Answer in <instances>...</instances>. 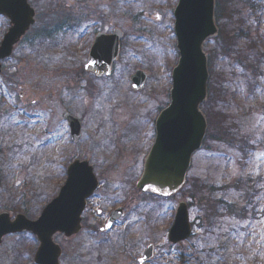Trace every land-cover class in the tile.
I'll use <instances>...</instances> for the list:
<instances>
[{"label": "rangeland", "instance_id": "obj_1", "mask_svg": "<svg viewBox=\"0 0 264 264\" xmlns=\"http://www.w3.org/2000/svg\"><path fill=\"white\" fill-rule=\"evenodd\" d=\"M28 1L35 23L1 61L0 212L36 219L57 195L66 165L87 160L100 187L82 214L83 230L70 242L56 239L63 248L61 264H138L148 244L154 255L145 264H264V60L257 62L264 53V0L237 5L248 32L237 40L238 57L217 55L214 48L222 46L217 37L204 45L211 74H224L217 108L224 104L230 117L225 124L234 120L236 140H203L186 184L170 198L140 191L135 183L154 139L155 117L169 101L171 69L178 58L172 13L177 0ZM7 28L8 21L0 17V40ZM114 28L123 32L118 56L108 76L96 77L83 69L88 50L95 34ZM243 56L256 60L261 75L253 76ZM136 68L147 74L139 90L131 89L129 80ZM64 110L80 120L76 143L61 117ZM204 115L207 128L210 120L218 122L213 114ZM195 183L205 187L210 201L221 199L233 211L220 206L221 215L204 220L195 199L189 219L202 227H193L191 237L172 245L167 232L175 208L181 200L190 201ZM248 193H254L251 201ZM118 207L124 218L101 233L106 213ZM237 209L245 218L230 213ZM21 235L3 240L0 264H33L36 242Z\"/></svg>", "mask_w": 264, "mask_h": 264}, {"label": "water", "instance_id": "obj_2", "mask_svg": "<svg viewBox=\"0 0 264 264\" xmlns=\"http://www.w3.org/2000/svg\"><path fill=\"white\" fill-rule=\"evenodd\" d=\"M213 7L214 0H178L174 10V32L179 59L171 73L169 104L155 121V138L143 160L142 174L136 183L138 189H150L158 195L176 192L185 182L192 154L202 144L206 121L199 107L206 98L208 78L202 46L216 33ZM0 15L6 17L10 25L0 42L2 60L10 56L13 47L34 24L35 11L27 0H0ZM121 36L118 29L111 35L98 33L89 50L85 70L107 75L117 57ZM145 77L142 70H135L130 77L132 88H141ZM62 116L68 121L72 138L76 141L80 131L78 120L67 112ZM97 184L87 161H73L67 168V178L58 195L42 209L36 220H29L21 214L11 219L9 212L0 213V244L2 238L10 233L31 232L39 243L34 262L59 264L61 249L53 242V237L63 233L65 238H69L81 229L80 215L85 200ZM119 215L120 209L113 211L106 227ZM190 235L187 205L180 201L167 240L176 244ZM153 252V246L149 244L138 259L139 264L151 259Z\"/></svg>", "mask_w": 264, "mask_h": 264}, {"label": "trees", "instance_id": "obj_3", "mask_svg": "<svg viewBox=\"0 0 264 264\" xmlns=\"http://www.w3.org/2000/svg\"><path fill=\"white\" fill-rule=\"evenodd\" d=\"M238 3H242V0H216L215 5V16L216 21L218 23V40L222 42V46L220 48H217L214 50L216 51V54L219 55H231L234 54L235 56H239L241 51L237 48V40L241 37L246 38L248 36V32L244 30L243 25L245 24V20L240 16V11L237 8ZM251 3V1H250ZM252 6V4H251ZM249 6L250 8H252ZM222 19V20H221ZM237 41V42H236ZM251 42V40L248 41V43ZM250 45L252 47L255 46L254 42H251ZM261 58L257 60L258 63L262 62L264 53H260ZM218 57V56H217ZM243 59L246 60L245 63L248 68L251 69L252 74L254 77H256L258 74L261 73L259 70V66L257 65L256 60H248V58L243 56ZM243 66V65H242ZM261 75V74H260ZM224 74L222 72H219V75H213L210 73V79L208 81V99L206 102L202 105V109L206 116L208 118L212 117H218V122L214 121L213 124H211V120L208 123L207 133L204 138V143L208 144L207 142L211 140L216 141H225L227 137V141L229 143H232V141L236 140L235 133L233 132L234 128L232 127V123L234 124V120L229 121L230 123L225 124L227 121L226 118L228 115L223 112V105L221 104L218 108L217 106L221 103H217V101L221 98H223V87L221 86L222 81L225 79ZM222 81H219V80ZM214 80V81H213ZM216 82H218L216 84ZM252 88H255V85L252 86ZM251 87L248 88V91L251 92ZM230 118V117H228ZM230 120V119H229ZM222 122V123H221ZM243 137V134H242ZM244 138V137H243ZM242 139V138H240ZM239 139V140H240ZM250 181V180H249ZM238 183V182H237ZM194 191L190 192V202L188 203V206L191 207L193 204H196L194 200L196 199L198 203L196 204L200 211L203 213V218L207 219L209 216H219L221 215L220 212H218V208L220 206L226 207V209L229 211H233V205L226 206L225 202L221 199L210 201L208 199V196H205L206 189L203 186H197V183L192 186ZM214 187L211 186L208 188L209 191L213 190ZM242 192H239V196ZM248 197L251 198L254 196V193L250 195L248 193ZM256 194V191H255ZM247 197V198H248ZM225 209V208H224ZM225 209V210H226ZM236 211V210H235ZM231 214H234V216L242 215L241 210L237 212H230ZM202 225V222L198 227Z\"/></svg>", "mask_w": 264, "mask_h": 264}, {"label": "flooded vegetation", "instance_id": "obj_4", "mask_svg": "<svg viewBox=\"0 0 264 264\" xmlns=\"http://www.w3.org/2000/svg\"><path fill=\"white\" fill-rule=\"evenodd\" d=\"M65 124H66V123H65ZM66 125H67V124H66ZM97 193H98V191H96V193H94V194L96 195ZM88 201H89V200H88ZM87 205H88V202H87ZM85 209H86V208H85ZM122 209H123V208H122ZM111 211H112V210L109 209V211L106 213L105 219H104L103 223L101 224L102 226H100V228L103 227V226H106L107 221H108V219H109V217H110V212H111ZM98 213H100V212H98ZM124 216H125V213H124V210H123V217H122L121 219H123ZM117 221H118V220H116V221L113 223L112 228L115 227ZM100 228H99V229H100ZM72 240H73V238L70 239V240H68V241H72ZM63 255H64V254H63V248H62V256H63ZM61 258H62V257H61Z\"/></svg>", "mask_w": 264, "mask_h": 264}]
</instances>
